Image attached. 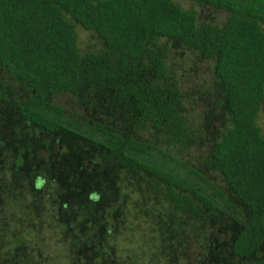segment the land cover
Segmentation results:
<instances>
[{
	"label": "trees",
	"instance_id": "obj_1",
	"mask_svg": "<svg viewBox=\"0 0 264 264\" xmlns=\"http://www.w3.org/2000/svg\"><path fill=\"white\" fill-rule=\"evenodd\" d=\"M195 1L227 15L220 24L198 21L194 8L174 0H0V65L23 84L14 97L0 80V115L13 114L49 134L64 133L68 150L82 143L94 153V159L88 157L91 169L45 165L53 175L38 179L49 187L45 197L57 201L56 226L70 231L74 245L96 246L91 264L111 259L112 243L104 246L103 237L92 236L105 232L104 216L109 222L116 215L136 222L144 215L143 223L154 233L158 222L168 239L181 237L187 221L207 227L219 218L228 225L227 244L205 234L191 264H212L210 254L219 264L223 250V259L249 258L264 244V135L256 121L264 105V0ZM75 23L94 31L102 45L80 50ZM159 38L178 40L211 60L223 95L225 123L214 132L200 166L175 153L192 146L198 133L185 116L181 90L165 62L167 44ZM60 93L95 117L54 103L51 96ZM75 169L89 176L79 178ZM209 170L220 173L229 192L213 184ZM124 179L145 184L137 202L128 201ZM78 188L84 194L63 195ZM146 193L156 202H148ZM141 199L147 206L136 210ZM141 224L138 234H146ZM6 230L1 228L0 242L18 240L14 232L7 239Z\"/></svg>",
	"mask_w": 264,
	"mask_h": 264
},
{
	"label": "rangeland",
	"instance_id": "obj_2",
	"mask_svg": "<svg viewBox=\"0 0 264 264\" xmlns=\"http://www.w3.org/2000/svg\"><path fill=\"white\" fill-rule=\"evenodd\" d=\"M174 1L184 8H194L197 11L198 21L220 24L227 15V11L221 7L195 0ZM74 29L80 50L97 49L102 45V40L94 31L84 29L76 23ZM159 42H166L167 44L165 62L181 90L185 116L191 121L193 129L198 133L192 146L187 147L182 153L178 151L175 153L189 164L200 166L201 159L208 152L214 132L225 123L226 118L223 95L218 90L212 75V61L184 46L178 40L159 38ZM0 80L9 87L12 96L17 97L23 92V84L8 76L1 65ZM51 99L54 103L71 109L75 113L94 116V113H88L74 103L69 94L52 95ZM256 121L264 135V105H262ZM66 136L64 133H46L25 119L18 121L13 114L9 116L0 115V231L1 228L6 227V238L12 240L15 234L18 239L13 242L1 240L0 264L92 263L93 259L91 260V258L96 250L93 247L96 246L87 242L74 245L73 243L76 241L74 237L70 236V231L64 232L56 226L58 220H55L54 215L56 214L57 201L51 196L45 197L49 188L48 185L43 183L42 187L36 186L42 174L47 175V172H50L49 175H53L52 171L55 167L65 168L70 163L76 168H79L80 164L85 168L89 167V169L93 167V163L88 162V157L94 159V153L87 151L82 143L74 147L73 150H68L65 141ZM18 148L22 149L19 152L21 165H17L20 161L17 157ZM65 149L67 154L62 156L61 152ZM45 165H53V170L50 168L49 171L43 169L42 167ZM84 170L76 171L75 169L79 178L83 173V177L89 176H85L86 171L84 172ZM207 174L229 192L218 171L209 170ZM122 182L126 188L128 201L137 202L136 198L141 191L139 186L144 187L145 184L136 186L126 179ZM69 184L74 187V183ZM2 185H6L7 189L4 190ZM84 192L83 188L70 189L63 192V195L77 197L78 194H84ZM145 195L148 196L147 193ZM141 200L140 204L134 205L136 210L147 206L146 202ZM146 200L151 203L156 202L150 195ZM128 201L125 200L124 202L126 212L131 211V205ZM61 203L63 205L64 201L62 200ZM62 205L63 211L72 210V207L68 208ZM111 207H113L112 204L108 205L106 209ZM141 216L135 222L130 216L121 221L119 215H116L112 218V223L109 222V217L104 216L106 222L108 221V226L104 227L105 232L97 234L95 230V234L92 233V236L98 235L99 239H90V242L95 244L94 240L101 241L100 238L103 237L104 246L112 243V246L108 248V255L111 256V259H106V263L100 264H128L129 261L131 264H191L193 259L197 257L196 246L199 242L203 243L205 234L214 233L218 240L225 242L224 244L222 241L223 247L227 244L228 233L225 228L228 225H223L219 218H215L216 220L209 223L207 227H198L197 224L194 225L191 221H187L188 227L186 226L185 232L182 233L184 237L179 235L181 237L178 239L177 237L168 239L158 222L155 223V229L158 228V231L155 230L153 233L151 226L147 227L143 223L144 215ZM131 220L132 223L127 224ZM145 220L147 221V219ZM139 222L140 224L143 223L140 228L147 227L146 234H138L140 230L136 224ZM147 222L151 223V221ZM90 226L95 227L94 224H90ZM128 226H131V229ZM9 228L10 230H8ZM106 228H109L108 232L111 231L110 237H107ZM211 229H214V232H211ZM224 254V250L219 253L221 259L219 264H264V244L257 253L249 258L230 257L223 259ZM150 255L154 257V261L149 260ZM207 260L215 264L213 255L210 254Z\"/></svg>",
	"mask_w": 264,
	"mask_h": 264
},
{
	"label": "clouds",
	"instance_id": "obj_3",
	"mask_svg": "<svg viewBox=\"0 0 264 264\" xmlns=\"http://www.w3.org/2000/svg\"><path fill=\"white\" fill-rule=\"evenodd\" d=\"M43 183H44V182H43L42 180H38V182H37V185H36V186H37L38 188H39V187H42ZM92 199H93V200H98V199H99V197H98V196H96V195H93V196H92Z\"/></svg>",
	"mask_w": 264,
	"mask_h": 264
},
{
	"label": "flooded vegetation",
	"instance_id": "obj_4",
	"mask_svg": "<svg viewBox=\"0 0 264 264\" xmlns=\"http://www.w3.org/2000/svg\"><path fill=\"white\" fill-rule=\"evenodd\" d=\"M213 184L217 185L219 188H221L224 191V193H227V191L224 189V186L222 187L221 185L217 184L216 181H214ZM223 215L224 214H221L220 217L223 216Z\"/></svg>",
	"mask_w": 264,
	"mask_h": 264
}]
</instances>
